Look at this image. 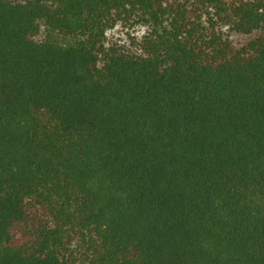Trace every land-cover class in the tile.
<instances>
[{
  "label": "trees",
  "instance_id": "obj_1",
  "mask_svg": "<svg viewBox=\"0 0 264 264\" xmlns=\"http://www.w3.org/2000/svg\"><path fill=\"white\" fill-rule=\"evenodd\" d=\"M0 264H264V0H0Z\"/></svg>",
  "mask_w": 264,
  "mask_h": 264
}]
</instances>
